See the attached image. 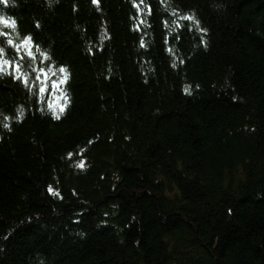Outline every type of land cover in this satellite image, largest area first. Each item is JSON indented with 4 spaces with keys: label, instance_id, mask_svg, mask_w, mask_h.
Segmentation results:
<instances>
[{
    "label": "trees",
    "instance_id": "16d2710c",
    "mask_svg": "<svg viewBox=\"0 0 264 264\" xmlns=\"http://www.w3.org/2000/svg\"><path fill=\"white\" fill-rule=\"evenodd\" d=\"M0 15L51 58L0 75V264H264V0Z\"/></svg>",
    "mask_w": 264,
    "mask_h": 264
},
{
    "label": "snow or ice",
    "instance_id": "6c2138e0",
    "mask_svg": "<svg viewBox=\"0 0 264 264\" xmlns=\"http://www.w3.org/2000/svg\"><path fill=\"white\" fill-rule=\"evenodd\" d=\"M3 4L7 5L9 0H0ZM95 3H98L99 0H94ZM186 22H191L199 24V21L195 20L192 15H184L180 17ZM37 27H39L37 25ZM187 27V25H185ZM18 24L15 19H9L4 15H0V45H3L6 42V47L0 46V75H6L14 79L15 81L22 84L25 89H34L36 88V81L41 80L46 74V68L41 69L40 64H50L51 58L48 53L42 52L39 49V45L36 43L32 35L24 37L21 41L17 42L11 38V32L9 30H17ZM201 33L205 30L200 29ZM11 50V55L9 58V52L6 50ZM40 52V55L37 56L36 52ZM33 61H39L35 69L29 72L26 68V65H30ZM59 72L64 74L63 80L59 83L64 85L67 83L68 75L67 69L63 66L59 67ZM38 73V74H37ZM59 86V85H58ZM39 95L43 96L46 94L47 89L45 87H40L37 89ZM40 103L43 104L44 101L40 100ZM49 107H55L49 105ZM67 105L60 108V112L66 110ZM59 114L56 116V119H59ZM78 167L83 168L84 165L80 164ZM52 191L51 189H49ZM58 195V194H57Z\"/></svg>",
    "mask_w": 264,
    "mask_h": 264
}]
</instances>
